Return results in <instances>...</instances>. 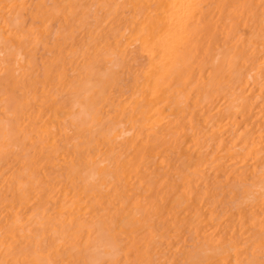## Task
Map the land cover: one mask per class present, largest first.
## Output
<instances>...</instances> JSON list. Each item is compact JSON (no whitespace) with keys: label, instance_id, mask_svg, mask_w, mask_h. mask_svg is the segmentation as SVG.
Instances as JSON below:
<instances>
[{"label":"bare ground","instance_id":"bare-ground-1","mask_svg":"<svg viewBox=\"0 0 264 264\" xmlns=\"http://www.w3.org/2000/svg\"><path fill=\"white\" fill-rule=\"evenodd\" d=\"M0 264H264V0H0Z\"/></svg>","mask_w":264,"mask_h":264}]
</instances>
